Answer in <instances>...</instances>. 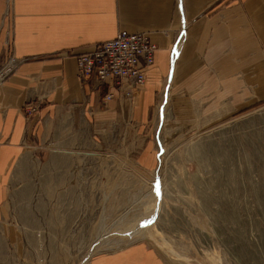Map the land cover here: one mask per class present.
<instances>
[{"label":"crops","instance_id":"obj_1","mask_svg":"<svg viewBox=\"0 0 264 264\" xmlns=\"http://www.w3.org/2000/svg\"><path fill=\"white\" fill-rule=\"evenodd\" d=\"M119 33H146L158 51L152 67L140 63L144 85L126 82L131 96L104 104L82 89L76 56ZM10 56L21 64L0 85V207L32 154L43 173L65 154L141 151L148 170L147 128L171 87L205 119L218 98L244 105L255 89L264 99V0H0V66ZM90 264L165 263L138 243Z\"/></svg>","mask_w":264,"mask_h":264},{"label":"rangeland","instance_id":"obj_2","mask_svg":"<svg viewBox=\"0 0 264 264\" xmlns=\"http://www.w3.org/2000/svg\"><path fill=\"white\" fill-rule=\"evenodd\" d=\"M171 93L147 128L148 170L141 151L65 154L43 173L26 158L0 207V264H90L138 243L165 264H264V99L218 98L205 119Z\"/></svg>","mask_w":264,"mask_h":264},{"label":"built area","instance_id":"obj_3","mask_svg":"<svg viewBox=\"0 0 264 264\" xmlns=\"http://www.w3.org/2000/svg\"><path fill=\"white\" fill-rule=\"evenodd\" d=\"M158 47L146 33H119L115 39L95 44L89 51L76 56L78 80L82 89L104 93L102 102L108 103L115 94L131 96L126 82L138 86L145 84V74L140 63L150 68L155 63ZM15 57L0 66V85L20 66ZM28 115L36 112L35 107L28 108Z\"/></svg>","mask_w":264,"mask_h":264},{"label":"bare ground","instance_id":"obj_4","mask_svg":"<svg viewBox=\"0 0 264 264\" xmlns=\"http://www.w3.org/2000/svg\"><path fill=\"white\" fill-rule=\"evenodd\" d=\"M158 242V241H157Z\"/></svg>","mask_w":264,"mask_h":264}]
</instances>
